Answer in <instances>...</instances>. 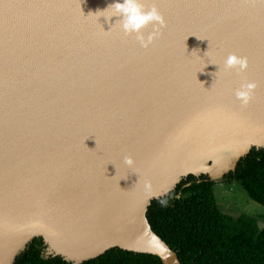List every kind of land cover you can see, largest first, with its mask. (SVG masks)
I'll return each instance as SVG.
<instances>
[{"label": "water", "instance_id": "water-1", "mask_svg": "<svg viewBox=\"0 0 264 264\" xmlns=\"http://www.w3.org/2000/svg\"><path fill=\"white\" fill-rule=\"evenodd\" d=\"M116 2L0 0V264L35 237L73 264L116 247L156 255L152 233L172 253L162 263L182 264L149 223L152 200L210 176L203 161L226 140L239 144L230 169L264 148V0H141L167 21L148 48L100 16ZM231 53L247 72L224 69ZM245 80L258 87L242 106ZM60 194L67 214L22 215Z\"/></svg>", "mask_w": 264, "mask_h": 264}, {"label": "trees", "instance_id": "trees-1", "mask_svg": "<svg viewBox=\"0 0 264 264\" xmlns=\"http://www.w3.org/2000/svg\"><path fill=\"white\" fill-rule=\"evenodd\" d=\"M223 179L240 182L251 199L264 205V148L252 147ZM215 183L208 174H189L167 195L153 199L147 210L152 229L182 264H264V224L248 214L222 211ZM46 249L43 238L35 237L14 264H73L60 255H47ZM81 264L163 263L156 255L116 247Z\"/></svg>", "mask_w": 264, "mask_h": 264}, {"label": "clouds", "instance_id": "clouds-1", "mask_svg": "<svg viewBox=\"0 0 264 264\" xmlns=\"http://www.w3.org/2000/svg\"><path fill=\"white\" fill-rule=\"evenodd\" d=\"M112 10L110 15H103L111 22L113 16L122 17L115 24H120L125 35L135 34V39L139 41L141 47L148 48L156 38L162 34V29L167 27V21L164 15L160 12L159 8L153 4L151 8L141 3V0H123L110 4L108 8L100 13ZM114 24V25H115ZM152 26L153 30L145 36L144 29ZM103 28V26L101 25ZM208 52V51H207ZM206 52V53H207ZM249 68V59L247 56H240L236 53H231L224 61V69H235L237 74L247 72ZM257 82L251 80H245L239 88L235 90V96L240 101L242 106H247L253 99ZM124 163L132 166L135 161L131 156L124 157ZM149 250L154 254L160 256L162 259H168L172 253L167 245L155 234L152 233L148 240Z\"/></svg>", "mask_w": 264, "mask_h": 264}, {"label": "rangeland", "instance_id": "rangeland-1", "mask_svg": "<svg viewBox=\"0 0 264 264\" xmlns=\"http://www.w3.org/2000/svg\"><path fill=\"white\" fill-rule=\"evenodd\" d=\"M230 141V142H229ZM238 142L226 140L217 151L209 154L203 162L211 166L210 177L215 180V193L222 211L233 216L248 214L264 224V205L254 201L240 182L223 179L225 171L233 167L238 155Z\"/></svg>", "mask_w": 264, "mask_h": 264}, {"label": "bare ground", "instance_id": "bare-ground-1", "mask_svg": "<svg viewBox=\"0 0 264 264\" xmlns=\"http://www.w3.org/2000/svg\"><path fill=\"white\" fill-rule=\"evenodd\" d=\"M241 142V139L238 140ZM230 142V141H229ZM234 142V141H233ZM218 142H212L210 143V145L208 147H210L208 149V151H212ZM207 149V148H206ZM45 196V195H44ZM63 195H59L58 197H47V195L45 197L42 198H31L26 200L25 202H23V207H22V215L25 216L26 218H31L32 216H34L35 214L41 213L45 216H52V215H56L55 212H57V214H67V211L64 210L63 207H61V203L63 202V200L65 198H63ZM72 214L74 212H71ZM70 213V215H71ZM27 218V219H28Z\"/></svg>", "mask_w": 264, "mask_h": 264}]
</instances>
